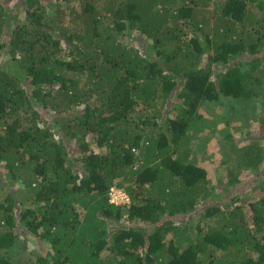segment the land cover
I'll return each mask as SVG.
<instances>
[{
	"label": "trees",
	"instance_id": "obj_1",
	"mask_svg": "<svg viewBox=\"0 0 264 264\" xmlns=\"http://www.w3.org/2000/svg\"><path fill=\"white\" fill-rule=\"evenodd\" d=\"M263 85L264 0H0V264H264V184L217 192L184 145ZM226 127L264 181V138ZM22 228L43 250L18 263Z\"/></svg>",
	"mask_w": 264,
	"mask_h": 264
},
{
	"label": "rangeland",
	"instance_id": "obj_2",
	"mask_svg": "<svg viewBox=\"0 0 264 264\" xmlns=\"http://www.w3.org/2000/svg\"><path fill=\"white\" fill-rule=\"evenodd\" d=\"M129 39L130 42L128 43L137 47L146 40L138 32H135L133 37ZM259 91L260 95L253 96L248 101L225 97L205 102L199 111L202 117L195 119L191 124L184 144L190 152L189 158L201 163L209 171L211 184L217 188V192L224 188L228 180L231 183L236 180L234 175L229 174L230 170H234L235 174L242 173L238 175L240 181L236 185H241L239 198L241 197L243 203L259 199L264 181L257 179V177L252 178L253 174L248 170L249 167H245L239 172L237 168L233 169V165L235 166L239 159L236 158L237 153L234 147L228 144L224 132L227 124H229L230 132L241 141V145L246 143L243 138L247 133L254 135L253 138L259 140L264 138V135L260 133V123L255 115L262 112L264 108V85L259 87ZM177 106H180L179 103ZM225 158L227 159L225 160ZM0 172H5L3 163L0 165ZM2 178L5 181L7 177L3 174ZM7 187H13V185L7 184ZM199 207H201L200 211L194 213L196 218L201 216V211L206 205L202 203ZM198 221L199 219H196V222ZM19 233L21 234L19 236V248L11 250L9 257L18 263L28 259L34 261V254L41 253L43 245L38 237L35 238L26 229L22 228Z\"/></svg>",
	"mask_w": 264,
	"mask_h": 264
},
{
	"label": "built area",
	"instance_id": "obj_3",
	"mask_svg": "<svg viewBox=\"0 0 264 264\" xmlns=\"http://www.w3.org/2000/svg\"><path fill=\"white\" fill-rule=\"evenodd\" d=\"M110 200L116 204H127L130 202L128 194L124 190L118 188L111 189Z\"/></svg>",
	"mask_w": 264,
	"mask_h": 264
}]
</instances>
